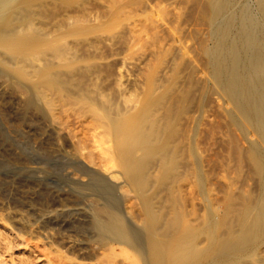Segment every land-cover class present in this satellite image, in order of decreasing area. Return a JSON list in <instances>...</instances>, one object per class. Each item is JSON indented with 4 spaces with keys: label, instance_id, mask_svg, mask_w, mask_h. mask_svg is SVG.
I'll return each mask as SVG.
<instances>
[{
    "label": "bare ground",
    "instance_id": "6f19581e",
    "mask_svg": "<svg viewBox=\"0 0 264 264\" xmlns=\"http://www.w3.org/2000/svg\"><path fill=\"white\" fill-rule=\"evenodd\" d=\"M33 1L35 0H23L21 4L14 5L15 7H8V9H5L7 0H0V53H4L5 55L4 59L2 58L3 60L0 61V77H19L26 82L28 81L30 84L29 87L33 92L30 99L32 104L40 103L46 106L49 105L47 97L48 89L56 90V93L59 92L57 90H65L72 98L74 97L80 100L87 99L89 112L94 117L96 116L99 118L100 122L98 125L91 124V128L90 130L88 129V132L87 129L81 131V133L83 132L81 136H83L84 139H89L87 141L85 140L87 145L89 144L88 141H90L91 147H89L90 149L88 148V150L91 151V153L89 151L90 157L93 155V158L91 157L93 159V165L96 163L94 158L96 157L98 160V163H96L97 166L94 168H85L84 166L85 169L80 170L78 174L74 173L72 175L74 179L82 185L86 183L88 185L98 179H93L92 175L94 171L92 169L98 168L96 170L102 174L104 177L102 179H106L112 184H118V182L122 180V182H120L122 186L128 187V193L133 194L138 217H133L135 219H132L137 227L133 229L114 202L108 200L104 195L99 194V199L102 203L100 205L96 204V206H92L91 208V225L93 230L111 240L112 244H122L135 250L137 252L136 255L138 254L139 256L140 264H264L263 256L261 257L258 253L260 247L264 245V0H206V3L204 2L206 7L203 4V9L205 8V11H208L211 17L208 41L210 43L206 48L204 47L205 49L203 50V55L207 62L206 69L208 78L200 80L199 77L200 81L198 80L197 83V66H195V61L191 60V62L189 60L190 62L188 63L187 59L184 60L185 56H187L186 47L183 48L175 45L178 47L174 51L177 53V57L175 53L172 56L177 59L175 58L176 61H173L174 64L172 66L174 68L179 67L183 60L185 64H189V73L191 72L188 74L189 81L185 80V71L183 72V79L188 85L180 86L178 78L172 76V79H170L171 81L168 82L167 85L163 83L165 85L162 87L163 89H160L161 84L160 87L158 86V89L156 88L157 90H154L155 84L152 82L154 77L153 73L149 77V82L151 83L142 101H140V103L138 102V105H132L129 103L130 101L128 98L124 99L120 106L115 104L117 102H115L114 99L116 98L115 93L114 98L110 97L104 94L106 90H102L98 85L89 87L85 83L86 87H78L77 81H75L77 87L75 84H72V78H75L74 74L62 70V67L59 65L69 66V63H73L72 59L75 53L73 51L71 59L69 57L72 55L70 49L62 43L60 36H49L50 33L45 34L43 32L44 29L41 30L37 26V28H32L33 24L28 16L26 17L23 15L24 11L21 10V5H24L30 10L31 7H34L32 4ZM107 1L108 0H106V3L105 0L103 1L105 5H108ZM121 1L119 3H121ZM110 2L113 5L111 0L109 3ZM83 3L86 5L87 2L84 0ZM117 3L114 0V7H116L115 4ZM57 4H59L58 1ZM87 5H89V3ZM92 6H95L98 11L96 5L92 4ZM37 7L39 9L41 8L39 5H37ZM76 7L75 13L77 12ZM81 7L83 9V6ZM98 7L101 11L102 8L100 6ZM114 7H112V9ZM147 7L149 11H151V7ZM82 9L79 10V13L82 12L83 14L84 11H82ZM88 9L87 11H91V9ZM109 9L106 10L108 11ZM123 9H125V7H123ZM129 9H131V7L128 8L127 11ZM173 10L174 9H172V12ZM21 11L23 14H21ZM26 11L25 14H27ZM105 12L104 10L102 14ZM29 13L31 14L30 11ZM71 14L73 15V11ZM44 15L45 14H43V17H45ZM121 15L123 16V14ZM129 16L132 17L131 13H129L128 17ZM85 17L88 20L87 16ZM118 17H120V14ZM208 17L209 16H206V18ZM73 18H71V20ZM102 18L104 17L102 16ZM177 18L179 19V17H175V19ZM92 19L94 21L95 15ZM96 20L97 19H95V21ZM157 21L158 20L155 22ZM23 22L24 27L28 26V29L27 27L26 29L22 28ZM150 22L151 20H149V24ZM175 22L176 20L174 23ZM49 23L51 24V22ZM163 23L165 24V22ZM48 24H46V26H48ZM149 24L148 33L149 28H151V32L148 35H151L153 38L151 43H153L154 46L152 45V47H155L153 49L160 50L163 45L162 40L164 39L160 37L161 31L159 30L162 29H158L157 25L152 24V26L150 25L149 27ZM178 25L180 24L178 23ZM146 29L147 26L145 27V30ZM25 30L33 31V34L29 35ZM166 32L167 34L170 33L167 30ZM176 35L178 34L167 35L169 38L165 44L167 45V43H169V49L175 48L173 46L174 44H180ZM206 36L204 35L203 37L202 35V38L206 40ZM95 44L97 45V43ZM200 48L201 46H198V49L201 51ZM189 52L188 54H191ZM159 53L160 51L158 52V56ZM160 54H162V52ZM153 59L155 58L153 57ZM40 61L41 65H35V62ZM153 65L152 68L154 67ZM182 69L186 70L185 66ZM164 71H166V68ZM161 74L164 73L161 72ZM201 76H203V74ZM160 78L161 76L159 80ZM79 79H81V77H79ZM88 81L87 79V82ZM166 82L167 81H165V83ZM195 89L198 92L200 90L202 97V101L199 99L201 104L198 105L200 110L198 118L196 115L198 108L193 98ZM147 93H149L148 96ZM119 96L122 95L119 94ZM197 96L198 95H196L195 100H198ZM214 96L222 100L226 105L224 108L226 117L224 116L223 120L225 122L222 126H228L230 130L233 128H231V126L236 127L240 131L241 138L247 143V146L244 147L242 146L243 144H240L242 143L239 138L240 136H228L227 133L220 134V126L218 127L217 125L218 132H216L217 134L219 133V135L215 140H217V144L220 142L218 147H221L222 155L224 153V158L227 159V161H231V163L235 161L234 166L236 167V162L240 164L244 159L248 161L259 184L258 193L253 198H245L247 195L245 197L238 196L234 198L229 190L230 187L228 186L227 188L226 185L225 188L227 189L222 193L223 199L221 205L223 209L220 207V202L218 205H213L210 202L207 188L209 176L207 171L205 172L202 169L203 160H206L204 158L210 155H208L209 152L207 153V149L206 151L201 150L197 144L199 135L201 136L203 133V131L200 130V125L204 118L203 114L205 113V107L211 102H209V104L206 103L209 101L208 98H214ZM131 97H133V95ZM136 98L139 99L138 95ZM215 100V98L214 100L212 99V102H215ZM219 103L221 102L218 101V103H216L218 104V106L216 105L218 109L220 108ZM214 106L215 105H213V108L217 109L216 106ZM218 109L217 112H219ZM212 111L209 112L207 110L206 113L209 112L210 116H213L212 113L214 114L215 111L214 109ZM220 113L223 114L222 112ZM217 117H219V115ZM207 118H209V115ZM213 119L215 120V118ZM217 120L219 119H216L214 122H217ZM204 122L205 125L206 123H210L209 121L206 122V120H204ZM220 122L221 120L218 122L219 125L222 123ZM56 124L59 125V123ZM210 124L208 125V130L212 129V124ZM216 128L214 130H216ZM98 129H102V132H98ZM220 129H222L220 132L224 131L222 127ZM58 131H60V129H58ZM200 131L202 132L201 134H199ZM213 131L210 130L211 134ZM89 132L90 135H87ZM231 132L233 133L234 131ZM60 133L58 132L57 135L59 136ZM208 134L209 133H207V138L206 134L204 138L201 136L203 142H205V139H208ZM252 135H254L255 138ZM72 137H74V135L71 136V139ZM214 137L215 136H213V138ZM216 142L214 143L215 146L217 145ZM71 143L74 149L72 158L81 161L82 151H85L86 149L84 148L87 146L84 147L85 145L78 144L77 139L71 140ZM200 144H203L202 141ZM205 144H207V142H205ZM214 145L209 144L210 147ZM218 147L216 146L217 149ZM218 151L219 150H217V152ZM94 154L96 155L95 157ZM212 157L214 158V156ZM214 162H216V160ZM223 162H225V160ZM207 165H209L208 162ZM209 174H212V172H209ZM215 175L218 174L215 173ZM213 177L216 178L214 175ZM217 177H219V175ZM211 182L213 181L211 180ZM185 183H188V187L192 189L190 194L192 196L189 197L190 202L188 209L185 206V200L181 194L182 187ZM197 185L207 200L205 221L199 225H197V196L195 195L197 194ZM93 200L91 198L89 201ZM90 203L93 204L92 202ZM56 204L61 207V212L53 214L54 217L65 215L69 212L67 211L68 203L58 199ZM12 205V208H8L9 211L6 210L7 213L5 215H2V213L0 214V240H2L3 237L12 236V231L8 226L6 217L11 218V220L14 218L20 228L26 232L31 233L35 230L34 225L20 211L21 209H18V207H23L24 203L17 200V202L12 203ZM39 213H42L44 216L50 215L48 210H40ZM49 226L43 225L39 227L40 234L47 241L51 240L54 235L49 229ZM201 237L206 238L207 245L205 243V246H201L197 241L200 240ZM66 245L70 246L72 242L67 240L65 246ZM111 249L113 250V248ZM19 250L27 253V259L23 257L24 261L19 259L20 261L16 262L11 255L9 256L7 250H4L5 252L3 253L8 256V259L1 260L0 264H98L96 261L98 259L97 257L93 259L89 258L87 261L70 259L60 253H54L46 249L45 243L42 242L39 245L32 246V248L28 246V244L21 243ZM22 255L19 257H22ZM115 256L116 255H114L113 258ZM113 258L109 257V264L111 262L110 260H113ZM121 259L123 260L124 258ZM132 259L134 258L132 257ZM114 261L119 262L116 258L113 260V264ZM124 261L125 260H123V262L121 261V264H123Z\"/></svg>",
    "mask_w": 264,
    "mask_h": 264
},
{
    "label": "rangeland",
    "instance_id": "374dc122",
    "mask_svg": "<svg viewBox=\"0 0 264 264\" xmlns=\"http://www.w3.org/2000/svg\"><path fill=\"white\" fill-rule=\"evenodd\" d=\"M22 1L23 0H7V6H5V9H8V7L13 8L16 5L21 4ZM57 1L59 2V4H57ZM103 1L104 0L102 1L85 0V2H87L85 5L83 3L84 0H72V1L71 0H35L32 2L35 8L31 7L30 10L24 5H21L22 7L21 10L24 11V14L22 13V11L21 14H23L26 17L28 16V18L31 20L33 24L32 28L38 27L41 30L44 29L43 32L45 34L50 33L49 36H53V37L60 36L62 43L70 49V53L72 55H70L69 57L71 59L74 51L75 54L72 59L73 63H69V66L59 65L60 67H62V70L74 74L75 78H72V84H75L76 83L75 81H77L78 87H86V84L89 87L93 85H98L100 88H102V90H106L104 94L109 95L110 97L114 98V93H115L116 98L114 99L115 102L117 101L115 104L116 105L118 104L117 106H120V104H122V101L128 98L130 104L138 105L140 101H142V99L145 97L147 88L151 83L149 82V77L153 73H154V77L152 82L153 84H155L154 90H157L158 86L160 87L161 84L162 85L160 89H163L162 87H164L165 85L168 84V82L171 81L170 79H172V76L178 78V81L180 82L179 83L180 86H185L186 84L188 85V83H186L185 80L189 81L188 74H190L191 72L189 73L190 68L188 63L191 60L195 61L196 64L195 66H197L196 67L197 83L199 77L200 80L208 78V73L206 69L207 62L203 55V50L210 43L208 41H209V32H210L209 28H210L211 17H210V13H208V11H205V8L203 9L204 7L203 4L205 5L206 0L205 1L181 0L182 3L180 0H165V2L164 0L163 1L162 0H145V1L115 0L116 3L118 2L117 4H115L116 7H114V0H111L113 2V5L111 2L109 3L110 0L107 1L108 5H105L106 0L105 3ZM120 1L121 3H119ZM88 3L89 5H87ZM92 4L96 5L98 11L96 10L95 6H92ZM37 5H39V7L41 8L39 9ZM141 5H143L144 7ZM81 6H83V9L84 8L85 9L83 10ZM98 6L102 8L101 11ZM147 6L151 7V11H149ZM75 7L77 10L76 13H75ZM112 7L114 8L112 9ZM123 7H125V9H123ZM130 7L131 9L133 8L132 12L134 15L132 14L131 9L127 11V9ZM80 8L82 9V11H84L85 14L84 13L82 14V12H80L81 14L79 13V10H81ZM88 8L91 9V11H87ZM105 8L106 9L110 8L108 10L109 12ZM122 9H123V13H122ZM143 9H144V13H143ZM172 9H174L173 12ZM28 10L31 12V14L29 13ZM102 10L103 11L105 10L107 14L109 13L108 16L106 12L102 14L103 12ZM25 11L27 14H25ZM72 11H73V15L71 14ZM87 12L88 14L90 13L89 16ZM126 13L128 15L129 13H131V16L132 15L133 16L128 17ZM43 14H45L44 15L45 17H43ZM119 14L120 17H118ZM121 14H123V16ZM175 14L178 16H176ZM94 15H95V19H97L96 21L95 19L94 21L92 19L94 18ZM65 16L67 17V19ZM85 16H87L88 20L86 19ZM102 16L104 18H102ZM173 16L179 17V19L178 18L175 19V17ZM206 16L209 17L206 18ZM71 18L73 19L71 20ZM74 20L77 22H75ZM149 20H151L152 23L150 22L149 24ZM156 20L158 21L155 22ZM175 20L176 22L174 23ZM49 22H51V24ZM163 22H165V24ZM45 23L46 24L49 23L48 26H46ZM178 23L180 25H178ZM22 24H23L22 25L23 29H26V27L27 29L29 28L28 26L24 27V22ZM148 24L149 27L152 24V25H157L158 29L159 28L162 29L159 30L161 31L160 37L161 38L163 37L164 39L162 40L163 45L161 43L162 47L160 50L153 49L155 47H152L153 43L151 42L153 38L151 37V35H148L151 32L150 31L151 28H149V33H148ZM146 26L147 29L145 30ZM161 26H163L164 28ZM165 27L166 30L170 32L168 33L169 36L173 34L174 35L178 34L176 36L180 44L179 45L174 44L173 46L175 48L173 49H169L170 48L168 45L169 43H167L168 46L165 44L169 38L167 37L168 34L165 30ZM171 30L173 33L171 32ZM25 31L29 35L33 34V31L30 30L29 31L25 30ZM165 34L167 39L165 37ZM147 35H148V39H147ZM202 35L203 37L204 35L205 36L207 35L205 37L206 40L202 38ZM200 39L202 43L200 42ZM95 43H97V45ZM175 45L181 46L183 48L186 47L187 56H185L184 60L186 59L188 60V63L186 64L183 60L180 66L177 68L176 67L174 68L172 66L174 64L173 61H176L175 58L177 57V53H175L174 51L178 47ZM198 46L199 47L201 46L200 48L201 51L198 49ZM159 51L160 53L162 52V54L159 53L160 57L158 56ZM188 52L191 54H188ZM174 53L176 54V57L173 58L172 55ZM152 56L155 59H153ZM4 57H5L4 53H0V61L3 60ZM40 63L41 61L35 62V65L38 64L41 65ZM152 65L154 66L153 68ZM184 66L186 70L182 69L184 68ZM165 68L166 71H164ZM184 71H185V76L187 78V79L185 78V80L183 79ZM161 72L164 74H161ZM202 74L203 76H201ZM160 76L162 79L160 78L159 80ZM79 77H81V79H79ZM163 77L164 80L167 81L166 83L163 80ZM87 79L89 80L88 82ZM29 85L30 84L28 81L26 82L25 80L19 77L17 78H12L10 76H3V78L0 77V214L2 213V215H5L7 211H9L8 208L13 207L12 203H16L17 200L22 201L24 203V206L20 208L18 207V209H21L20 211L34 225L35 228L34 231L36 232L34 231H32L31 233L26 232L22 228H20V226L18 225L17 221L14 218H12L11 220V218L6 217L8 226L11 228L12 231V236L3 237L2 240H0L1 241L0 261L6 258L8 259V256L4 255L5 253H3L6 250L9 256L11 255V257H13V259L16 262H19L20 260L24 261L23 257L27 259L28 256L27 253H25L22 250H19L20 244L21 243L28 244V246H31L32 248V246L39 245L42 242L45 243L46 249L54 253L55 252L60 253L65 257L74 260L87 261L89 258L93 259L97 257L98 259L96 261L98 262V264H109V257L113 258V256L116 255L113 258V260H115L116 258V260H119V262L114 261V264H116L117 262H118L117 264H121V261L123 262V260H125L123 264H127V263L140 264L139 256L138 254L136 255L137 252L135 250L130 249L129 247L122 244H117V243L112 244L111 240L96 233L91 225V208L92 206H96V204L100 205L102 203V201L99 199L100 198L99 194H102L108 200L114 202V204L120 210L121 214H123L125 219L128 220L130 226L133 229L137 228L136 224L133 221L135 219L133 217H138L136 202L133 198V194L128 193V187L122 186V184L120 183L122 182V180H120L118 184H112L108 180L102 179L104 177L102 176V174H100L98 170H96L98 168L92 169L94 170L92 172L93 179L96 178L98 179L94 180L88 185L87 183L82 185L80 182L75 180L72 175L74 173L78 174L80 170L85 169L86 167L94 168L95 166H97L96 163H98V160L95 157L96 155L94 154L95 157L94 159L96 163L95 165H93L94 164L92 162L93 155L91 156L92 157L91 158L90 157L91 151L88 150V148L91 147L90 141H88L89 144L87 145L86 141L89 139H84L83 136H81V134L83 133V132L81 133V131L87 129L88 132V129L90 130L91 128V124L98 125V123L100 122L98 117L96 116L94 117L89 112L88 100L87 99L80 100L74 97L72 98L70 95L67 94V92H65V90H63L64 93L62 90H57L59 92L56 93V90L54 91L53 89H50L51 90L50 91L48 89L49 91L47 90V95H48L47 97H48L49 105L46 106L40 103L32 104L30 102V99L32 97L33 92L31 91ZM195 90L194 92L197 93L196 94L194 93L193 98L197 104L198 109L196 115L198 118L200 115V110L198 105L201 104L202 97L200 90H199L200 94L197 90L196 91ZM119 94H121L122 96H119ZM132 95L133 97H131ZM137 95L139 99L136 98ZM148 95L149 93H147V96ZM196 95H198L197 96L198 100H195ZM51 98L54 99L52 100ZM210 98H208L209 101L207 100L208 103L206 104H209V102L211 103L208 106L206 105L205 113L203 114L204 118L200 125V130H202L203 133L201 131L199 133V134L202 133L201 136L203 138L205 134L207 138V133H209L208 139H205V142H207V144L203 142V139L200 135L197 139L199 140L197 141L199 148L205 151L207 149L208 150L207 153L209 152L208 155H210L207 156L209 159L207 157L204 158L207 161L206 160L204 161L202 159L203 160L202 169L205 172L207 171L209 176V180L207 181V188H208L210 202L213 205L216 204L218 205L220 202L221 205L223 199L222 193L226 191L225 189H227L228 186L230 187L229 190L234 198L238 196L245 197L246 195L247 196L245 198H253L258 193L259 184H258V179L256 175H254L253 169L251 168V165L248 163V161L244 159L240 164L236 162L238 168L234 166L235 161H232L231 163V161L229 160L227 161V159L224 158V153L222 155L221 147L220 148L218 147L220 145V142L218 141L219 143L217 144L216 142L217 140H215V138L219 135V133L220 134L227 133L228 136L232 135L234 137H239L240 131L234 126H231V128L233 127L232 130H230L229 129L230 127L228 126L227 127L225 125L222 126L225 122L223 119L225 116L224 108L226 105L224 102H222V100L216 98V96H214V98L216 99L215 102L214 101L212 102V99L214 100L213 97ZM218 101L221 102L219 103L220 104L219 109L217 107L218 104H216L218 103ZM213 105L215 106L217 105L216 108L218 109L219 112H217V109L213 108ZM213 109L215 113L214 114L212 113L213 116H210L209 112H211ZM207 110L209 111L208 113H206ZM220 112H222L223 114H221ZM217 114L219 115V117H217L218 116ZM208 115L209 118H207ZM212 117L215 118V120ZM216 119L219 120H217V122H214L216 121ZM204 120H206V122L209 121L212 124L211 126L212 129L209 128L211 131H213L217 127V125L218 127L220 126V128L222 127L224 131L220 132V130L222 129L219 128V133L217 134L218 132V127H217L216 130L212 132L213 136H215L213 138L210 130H208V125L210 123H206L205 125ZM220 120L222 122V123L220 122L221 125L218 124ZM213 122L216 124V126ZM56 123H59V125ZM58 129H60V131H58ZM97 131L102 132V129H98ZM231 131L234 132L232 133ZM58 132L59 133L61 132L62 134L60 133V135L58 136L57 135ZM70 133L74 135L75 138L72 137L71 139L72 135ZM214 133H216L217 135ZM87 135H90V132L87 133ZM252 136L255 138L254 135ZM239 138L242 141V143L240 144L241 145L243 144L242 146L246 147L247 146L246 141L242 139L241 136ZM73 139L74 140L77 139L78 144L79 143L81 145L83 144V146L85 145L84 147L87 146L86 148L82 146L86 150L82 151L81 161L72 158L74 149L72 147L71 140ZM201 141L205 146L203 144H200ZM214 141L216 142L217 144L216 146L218 147V149L214 145L215 143ZM209 144L210 145L213 144L214 146L210 147ZM217 150L219 151L217 152ZM212 156H214V158ZM215 160L216 162H214ZM224 160L225 162H223ZM207 162L209 163V165H207ZM209 172L210 173L212 172V174H209ZM215 173H217L219 177H217L218 175H215ZM213 175L216 176L217 179L214 178ZM210 179L213 182H211ZM226 185L227 188H225ZM188 186L189 184L185 183L181 190V194L185 200V206L187 207V209L189 208V202H190L189 197L192 196L190 195L192 189L191 187ZM196 193L197 194L195 195L197 197L196 196L195 197L197 198L196 199L197 225H199L205 221L207 200L205 198V195L202 194L198 185H197ZM91 198L92 200L94 198V200L89 201ZM58 199L69 204L67 207L68 208L67 211L69 212H67L65 215H58V216L55 215L57 217L56 218L53 216V214H57L61 212V207H59L56 204V201ZM90 202H92L93 204H91ZM220 207L221 209H223L222 205ZM40 210L42 211L48 210L50 212V215L44 216L42 215V213H39ZM43 225H47V226L50 225L49 229L54 234L53 238L49 241L45 240L44 237L39 232V227ZM67 240L72 242V245L65 246ZM197 241L201 244V246H205V243L207 245V241L205 237H201L200 240ZM111 248H113V250ZM258 253L261 257L263 256L264 258V245L260 247ZM21 255L22 257H19ZM117 256L119 259L117 258ZM132 257L134 259H132ZM121 258L124 259L122 260ZM113 260L112 259L110 260L111 261L110 264H113Z\"/></svg>",
    "mask_w": 264,
    "mask_h": 264
}]
</instances>
